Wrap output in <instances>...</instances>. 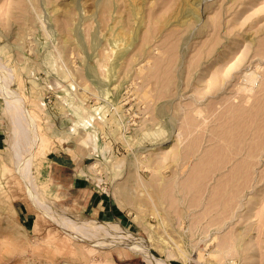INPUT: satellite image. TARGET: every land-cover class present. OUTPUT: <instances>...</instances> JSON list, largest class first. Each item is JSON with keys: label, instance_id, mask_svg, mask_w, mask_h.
Listing matches in <instances>:
<instances>
[{"label": "rangeland", "instance_id": "rangeland-1", "mask_svg": "<svg viewBox=\"0 0 264 264\" xmlns=\"http://www.w3.org/2000/svg\"><path fill=\"white\" fill-rule=\"evenodd\" d=\"M0 196V264H264V0H0Z\"/></svg>", "mask_w": 264, "mask_h": 264}, {"label": "crops", "instance_id": "crops-1", "mask_svg": "<svg viewBox=\"0 0 264 264\" xmlns=\"http://www.w3.org/2000/svg\"><path fill=\"white\" fill-rule=\"evenodd\" d=\"M63 167V169H61ZM73 169L72 165H69L65 162H54L53 164L50 165V168L48 169V177H50L52 180L56 181L58 186H66L68 183H65V171L69 170L70 171ZM72 174V173H71ZM74 174L73 180L71 181L72 183L69 184V187L72 189H76L78 192L81 190L80 187H83L82 181L80 176H75ZM80 177V178H79Z\"/></svg>", "mask_w": 264, "mask_h": 264}, {"label": "bare ground", "instance_id": "bare-ground-1", "mask_svg": "<svg viewBox=\"0 0 264 264\" xmlns=\"http://www.w3.org/2000/svg\"><path fill=\"white\" fill-rule=\"evenodd\" d=\"M250 76H251V75H250ZM252 81H253V80H252ZM254 81H255V80H254ZM244 83H245V82H244ZM251 86H252V85H251ZM257 130H258V129H257ZM33 136H34V135H33ZM35 137H36V136H35ZM22 164H23V163H22ZM22 164L20 165V167H22ZM24 164H25V162H24ZM23 168H24V167H23ZM27 168H28V167H27ZM19 169H20V168H19ZM31 196H32V195H31ZM0 197H1V196H0ZM32 197H33V196H32ZM45 214H46V213H45ZM62 221H63V220H62ZM62 221H59V222H62ZM69 221H70V220H69ZM59 222H58V223H59ZM69 223H70V222H69ZM59 224H61V223H59ZM62 224L65 225V221L62 222ZM62 224H61V225H62ZM70 224H71V225H70ZM70 224H68V221H67V222H66V226H64V227L68 228V225H69V226H72L74 223H73V224L70 223ZM61 225H60V226H61ZM74 225H75V224H74ZM77 226H78V225H77ZM77 226H75V227L72 226V228H76ZM62 227H63V225H62ZM81 227H82V226H81ZM69 228H70V227H69ZM70 229H71V228H70ZM70 229H69V230H70ZM77 229H78V227H77ZM77 229H76V231H74L75 229H73V233H75L76 236L79 235V233L76 234L77 231L79 230V229H78V230H77ZM82 229H83V228H82ZM82 229H81V230H82ZM81 230H79V231L81 232ZM70 231H72V229H71ZM81 235L83 236L84 234H82V232H81V233H80V236H81ZM85 238H86V235H85ZM87 238H88V237H87ZM104 240H105V239H104ZM110 240H111V239H110ZM105 241H106V240H105ZM110 242H111V241H110ZM33 253H34V252H32V254H33ZM32 254H30V255H32ZM60 254H61V253H60ZM31 257H32V256H31ZM157 264H163V263L158 262Z\"/></svg>", "mask_w": 264, "mask_h": 264}]
</instances>
